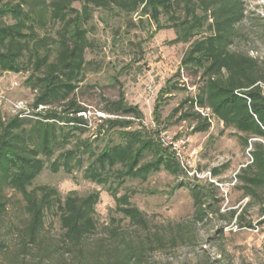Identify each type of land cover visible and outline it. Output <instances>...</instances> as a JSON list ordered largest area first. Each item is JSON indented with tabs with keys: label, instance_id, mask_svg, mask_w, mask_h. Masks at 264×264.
Masks as SVG:
<instances>
[{
	"label": "trees",
	"instance_id": "trees-1",
	"mask_svg": "<svg viewBox=\"0 0 264 264\" xmlns=\"http://www.w3.org/2000/svg\"><path fill=\"white\" fill-rule=\"evenodd\" d=\"M75 2L81 3V8L75 7ZM94 8L128 17L137 14L140 21L146 16L156 24V31L174 29L173 43L188 44L181 66L198 75L201 83L194 96L183 100L181 106L188 103L189 107L179 118L196 120L194 131H207L209 115L195 109L198 106L209 109L225 127L239 132L251 159L236 173L233 186L242 191L247 202L241 210L229 209L228 220L253 228L246 217L248 207L258 203L260 213H264V59L231 49L239 35L237 26L246 16L243 0L6 1L0 4V20L10 18L13 22L0 21V73L28 71L26 84L35 96L28 113L0 116V264H137L154 247L165 246L168 240L175 242V237L168 239L159 232L150 241H135L115 219L101 237L95 238L100 190L86 195L70 190L62 198L56 187L33 186L45 168L72 173L88 154L91 162L84 177L107 185L123 219L145 228L149 222L145 213L131 202L130 193L119 194L118 188L128 178L146 180L162 169L187 173L170 149L161 144L159 132L154 137L143 126L133 127L143 112L126 101L118 78V98H105L102 107L103 112L116 117L101 118V126L117 132L119 140L110 137L102 147H94L88 137L77 135L88 126L80 114L86 108L76 95L90 64L86 51L92 41L85 24ZM55 24L59 25L55 36L40 34ZM172 88L178 87L167 81L160 94ZM161 107L157 102L156 118ZM179 109L176 107L169 119ZM148 154L152 156L146 159ZM212 174L217 176L219 169L213 168ZM182 186L185 183L177 185ZM189 189L197 220H205L210 212L227 219L210 203L219 189L214 182L189 185ZM8 191L21 195L18 209L23 216L17 221L10 217L17 202ZM53 210L60 221L57 233L46 227Z\"/></svg>",
	"mask_w": 264,
	"mask_h": 264
},
{
	"label": "rangeland",
	"instance_id": "rangeland-1",
	"mask_svg": "<svg viewBox=\"0 0 264 264\" xmlns=\"http://www.w3.org/2000/svg\"><path fill=\"white\" fill-rule=\"evenodd\" d=\"M6 1L19 0H0V4ZM243 1L246 16L237 26L239 35L231 49L264 59V0ZM74 6L81 8V3L75 2ZM139 17L94 8L92 18L85 24L92 41V47L86 51L90 64L76 96L86 108V112L80 114L88 120V126L78 130L77 135L88 137L94 147H102L110 137L113 141L119 140L117 132L106 131L101 126V118L116 117L103 112L102 107L105 98H118V78L126 101L138 105L143 112L142 119H135L133 127L143 126L148 135L154 137L157 132H165L187 139L184 155L190 173L173 174L162 169L150 174L146 180L128 178L118 188L119 194L130 193L131 202L145 213L149 220L145 228H138L123 219L107 185L84 177L85 168L91 162L88 154L84 155L83 165L72 173L45 168L33 186L56 187L62 198L70 190H76L80 195L100 190L95 238L105 233L113 219L135 241H150L158 232L164 233L168 239L175 237V242L168 240L165 246L154 247L137 264H264V222L261 220L264 213H260L259 204L253 203L246 211L253 228L240 227L235 219L228 220L229 209L241 210L247 202V197L242 198V191L233 185L236 173L251 159L249 148L244 147L236 129L225 127L209 109L195 107L203 115H209L211 126L207 131H194L196 120L179 118L189 107L188 103L181 106L183 100L194 96L201 83L198 75L181 66L188 44L172 42L176 36L174 29L156 31L153 21L146 16L140 21ZM0 21L13 22L10 18ZM162 21L166 23V17H162ZM58 27L55 24L39 32L55 36ZM28 75V71L0 73V116L9 117L19 111L28 113L32 110L35 92L26 84ZM167 81L178 88L160 94ZM157 102L162 105L159 118L154 112ZM176 107L180 109L169 119ZM151 156L148 154L146 159ZM213 168L219 169L217 176H213ZM180 182L185 186L177 187ZM210 182L219 187L210 203L214 209L219 208L225 213L227 219L218 218L215 212H210L203 221L196 218L189 185ZM8 194L17 202V208L10 210V217L17 221L23 216L18 209L21 195L12 191ZM46 227L53 233L60 231L59 217L54 210L47 216Z\"/></svg>",
	"mask_w": 264,
	"mask_h": 264
},
{
	"label": "built area",
	"instance_id": "built-area-1",
	"mask_svg": "<svg viewBox=\"0 0 264 264\" xmlns=\"http://www.w3.org/2000/svg\"><path fill=\"white\" fill-rule=\"evenodd\" d=\"M158 139L163 146L170 149L173 155L180 161L186 172L190 173L184 155L187 145V139L185 137H173L166 134L165 132H159Z\"/></svg>",
	"mask_w": 264,
	"mask_h": 264
}]
</instances>
